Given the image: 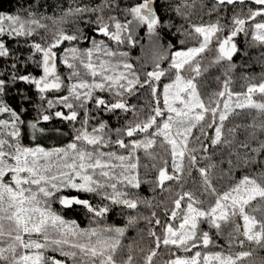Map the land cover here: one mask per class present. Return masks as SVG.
Masks as SVG:
<instances>
[{
  "label": "snow or ice",
  "instance_id": "6c2138e0",
  "mask_svg": "<svg viewBox=\"0 0 264 264\" xmlns=\"http://www.w3.org/2000/svg\"><path fill=\"white\" fill-rule=\"evenodd\" d=\"M41 3L0 12V264L264 251V73L241 91L231 78L239 34L264 46V0ZM113 212L123 226L104 223Z\"/></svg>",
  "mask_w": 264,
  "mask_h": 264
},
{
  "label": "trees",
  "instance_id": "16d2710c",
  "mask_svg": "<svg viewBox=\"0 0 264 264\" xmlns=\"http://www.w3.org/2000/svg\"><path fill=\"white\" fill-rule=\"evenodd\" d=\"M30 2H34V0H30ZM46 2L48 5H51V7H48L47 9L48 13L51 14L55 4L61 3V2L66 3V0H46ZM187 2L191 3L192 0H187ZM18 5H19V0H0V12H5V13L14 12L15 8L18 7ZM43 8H44V0H42V3H41V9L43 10ZM162 11L164 10L162 9ZM205 19H207V17H205ZM249 38H250V34H249ZM244 40H245V37L243 33L239 34L235 38L239 51L234 53L231 58L232 63L236 65V68L233 70V75L231 77L233 79L232 88L235 91H241V86L245 84V81L242 79L243 76L247 75L248 77L259 78L260 75L264 73V59H261V54H264V46H253V47H249L245 49ZM138 52H139V49H137V51L133 53V55H136ZM218 76L220 77L221 80L224 79L222 68L220 66H216V67L209 69L208 73L204 74L203 78L200 80L202 91L210 92V91L216 90L217 89L216 77ZM166 82L168 81L165 80L160 84L161 89L163 87V83H166ZM257 82H259L258 79H257ZM253 96H258V94L253 95ZM161 105H162V101H161ZM253 114L255 113L253 112ZM0 116H2V114H0ZM244 174L246 173H241L237 171L236 173H234L235 180L238 181L240 179V176ZM141 194L142 195L147 194L146 188L142 190ZM75 218L77 219V222L80 224L81 227H83L87 223V221L84 220L83 218V214H80L79 216ZM104 223L116 224L117 226H123L124 220L121 216L113 212L110 216L106 217ZM134 234L135 233L133 229H128L126 231L123 243L126 245L129 239H131L134 236ZM199 250H202V249H199ZM218 250L219 249H209V251H218ZM250 250H251L250 246H245L243 249V251H250ZM259 256H264V251H258L254 253V255L251 258H249L248 261H246V264H251V261L256 260L257 257Z\"/></svg>",
  "mask_w": 264,
  "mask_h": 264
},
{
  "label": "rangeland",
  "instance_id": "374dc122",
  "mask_svg": "<svg viewBox=\"0 0 264 264\" xmlns=\"http://www.w3.org/2000/svg\"><path fill=\"white\" fill-rule=\"evenodd\" d=\"M163 89V87H162ZM257 93H255L254 95H256ZM163 103V102H162ZM162 106V105H161ZM241 230H242V222H241ZM244 249V248H243ZM243 249H241L239 246H236L232 249L233 252H238V251H243ZM202 259V257H201Z\"/></svg>",
  "mask_w": 264,
  "mask_h": 264
},
{
  "label": "built area",
  "instance_id": "2783aa9c",
  "mask_svg": "<svg viewBox=\"0 0 264 264\" xmlns=\"http://www.w3.org/2000/svg\"><path fill=\"white\" fill-rule=\"evenodd\" d=\"M255 93H253V95H254Z\"/></svg>",
  "mask_w": 264,
  "mask_h": 264
}]
</instances>
